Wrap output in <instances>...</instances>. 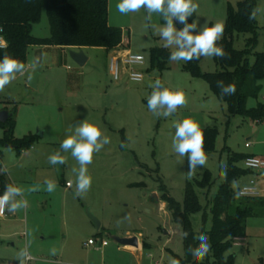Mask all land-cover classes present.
<instances>
[{
  "label": "rangeland",
  "instance_id": "1",
  "mask_svg": "<svg viewBox=\"0 0 264 264\" xmlns=\"http://www.w3.org/2000/svg\"><path fill=\"white\" fill-rule=\"evenodd\" d=\"M240 1L194 0L199 4L193 19L198 23L197 31L205 23L211 26L219 22L224 26L229 4L236 8ZM115 3L118 2H114L113 7ZM146 15L141 9L128 13L122 22L130 34L126 36L135 52L145 53L153 46L163 47L164 42L156 33L164 25V19L153 14L149 22L145 20ZM255 17L258 35L254 52L264 53V0L258 2ZM176 27L179 29L177 23ZM33 35L38 38L50 36L45 11L41 21L34 26ZM251 37V34L235 35L234 48L245 50ZM72 51L82 50L54 46L30 49L23 73H29L30 77L33 73L41 74L39 88H30L25 75L18 73L16 79L0 92V112L16 110L15 137L21 139L30 134L40 137L35 147L22 158L14 149L0 147L5 153L3 171L15 186L24 189V196L33 202L30 221H34L36 232L34 235L30 233L31 239L38 241L39 229L45 231L54 227L60 233L72 221L79 224L75 219L79 212L91 226H95L89 218L91 214L105 227L103 232L110 244L109 251L113 254L112 264H137L128 253L117 252L121 241L116 238L125 237L127 231L141 232L152 246V255L157 254L159 248L167 247L168 238L163 230L169 231L175 224L167 208L161 206L165 193L161 186L164 185L167 193L176 201L183 203L187 181L200 179L209 170L214 180L209 199L213 198L225 181L231 154L264 157V122L230 116L227 105L217 99L206 81L194 79L184 71L183 61H170L168 70L147 74L143 83L124 80L116 84L109 71V52L98 48L84 50L89 62L80 67L71 57ZM41 53L45 55L38 64L33 65L34 58L40 57ZM144 56L148 57L146 54ZM201 69L205 73L220 70L214 57H202ZM156 79L162 80L164 86L185 93L186 104L169 117L154 115L148 109L147 96L152 91L149 85ZM259 84L260 94L247 100L248 109L264 106V77ZM184 118H192L201 129L217 127L219 130L216 151L207 155L206 164L202 167L198 165L192 176L187 174V156L179 157L172 148L175 134L173 125ZM85 119L99 126L102 130L100 139L108 136L110 143L94 153L92 163L88 165L92 184L81 197L76 195L75 183L80 165L72 157L71 150L64 152L60 144ZM69 126L71 132L68 131ZM3 135L4 130L0 125V138ZM246 144L250 146L247 148ZM56 151L66 157L64 164L49 163L48 157ZM238 166L242 167L243 164L239 163ZM158 178L161 183L157 181ZM251 179L256 180V177L244 176L233 184V189L237 191ZM46 180L56 185L52 192L46 190ZM67 183L70 187L66 186ZM35 185H39V190L29 192L28 189ZM257 185L264 188V178ZM157 193L159 201L158 197L155 198ZM198 194L202 204L206 205L205 195L200 190ZM64 210L69 214L66 217L59 215ZM193 222L195 230L200 231L201 215L193 217ZM108 227L109 230L106 229ZM96 234V229L94 234L81 232L78 242L97 240ZM180 235L177 234L176 238L179 239ZM39 237L43 240V233ZM243 244L234 246L230 252L235 256V264H264V218L248 220ZM177 248L182 256L184 248L181 241ZM149 253L146 249L143 254L144 264L159 260L156 256L154 260L148 258ZM174 256L177 255L167 251L165 261L170 262L171 257L177 260ZM9 261L17 263L15 260Z\"/></svg>",
  "mask_w": 264,
  "mask_h": 264
},
{
  "label": "trees",
  "instance_id": "2",
  "mask_svg": "<svg viewBox=\"0 0 264 264\" xmlns=\"http://www.w3.org/2000/svg\"><path fill=\"white\" fill-rule=\"evenodd\" d=\"M260 0H242L234 8L228 6L227 20L224 25L222 40L217 42L223 47L226 56L214 57L220 68L215 73H205L201 69L202 57L185 63L183 69L194 79L206 81L217 99L226 104L230 116L250 118L258 123L264 122V106L248 109L247 100L257 98L261 86L259 81L264 77V53H255L257 46L258 25L255 17ZM46 12L50 36L38 38L33 35V29L41 21ZM109 0H0V29L7 41L8 47L0 51V59L7 53L26 65L30 49L35 47L54 46L64 49L98 48L107 52L123 47L124 33L120 28L111 27L108 22ZM194 14L189 18L192 23ZM183 25L178 24V28ZM237 34H251L247 40L246 49L238 51L234 48V38ZM170 50L164 47H153L148 52L150 67L148 74L157 71L163 73L169 69ZM218 81L225 85L234 84L235 93L221 95ZM10 113V118L4 124L0 123L4 135L0 138V147L12 146L17 155L31 150L38 142V135H27L21 139L15 137L16 110ZM204 133V150L206 155L216 151L219 135L217 127L202 129ZM3 151L0 150V195L7 184L12 182L3 173ZM249 155L231 154L225 175V181L213 198L209 194L214 185L213 175L206 170L200 179L187 181L184 190V201L179 203L169 193L165 192L162 201L171 214L173 223L182 232L184 256H176L179 264H235V256L230 254L236 240L247 235V222L252 218H264V196L258 198L240 197L233 184L250 174L239 167ZM161 183V179H157ZM205 195L207 203L203 205L198 191ZM201 215V229L195 230L193 217ZM187 236H184V233ZM203 234L210 246L203 260L193 256L190 249L196 248Z\"/></svg>",
  "mask_w": 264,
  "mask_h": 264
},
{
  "label": "clouds",
  "instance_id": "3",
  "mask_svg": "<svg viewBox=\"0 0 264 264\" xmlns=\"http://www.w3.org/2000/svg\"><path fill=\"white\" fill-rule=\"evenodd\" d=\"M199 4L194 0H120L116 5L117 11L122 15L139 12L143 9L146 12L145 20L151 21L153 14L161 16L165 23L157 30V35L164 42L163 47L173 49L170 52L169 60L185 63L192 60H198L201 57H220L224 58L226 53L223 47L218 46V41L222 38L224 26L222 23H214L208 26L205 23L197 31L198 23L193 21L189 23V18L197 12ZM176 23L183 25L177 29ZM147 26V25H146ZM6 47V44H0ZM35 57L33 65L38 64L44 56ZM25 64L7 53L0 59V92L16 79L18 73L23 74ZM152 89L151 94L147 96V106L154 115L164 117L171 116L179 107L186 104L185 93L179 89H171L164 86L160 79H156L149 85ZM217 86L221 90V95H231L235 93V85H225L223 81H218ZM175 134L172 140V148L179 157L188 158V176L195 174L197 166H204L207 162V155L204 150V133L200 125L192 118H184L174 123ZM68 131H72L69 126ZM102 130L94 123L85 119L75 127L72 134L67 135L60 144L64 152L71 150L72 157L80 165L76 177V195L86 194L91 187L92 178L88 172V165L92 163L93 155L98 152L104 144L110 143V138L104 136L101 140ZM50 164H64L66 157L61 156L56 151L48 157ZM48 192H52L56 185L46 180ZM39 190V185L32 186L29 192ZM24 189L13 184H7L5 191L0 195V215L7 208L10 212L22 209L26 201H16L15 198L21 195ZM187 236V233H184ZM197 239L200 241L196 248L190 249L193 256L198 260H203L210 250L207 244V238L201 234ZM21 264L27 257L23 252L20 254ZM170 264H179L175 259L170 260Z\"/></svg>",
  "mask_w": 264,
  "mask_h": 264
},
{
  "label": "crops",
  "instance_id": "4",
  "mask_svg": "<svg viewBox=\"0 0 264 264\" xmlns=\"http://www.w3.org/2000/svg\"><path fill=\"white\" fill-rule=\"evenodd\" d=\"M114 2L119 3L120 0H109L108 22L111 27L120 28L123 30L124 39H123L122 48L125 51H129L131 53L148 55L149 50L154 46L151 47L148 50V52L146 51L145 53H141L139 51L137 52L133 51L131 47V43H129V40L127 39L126 36L130 34L127 33L128 31L125 27L126 25H123L122 23L127 18L128 14L127 15L120 14L116 9V5L118 3H115L113 7ZM87 49L89 48H83L81 50L84 51ZM74 50H78V49H74ZM28 74L29 73L26 72L23 73V75H25L26 77V82H29L30 79L29 78L30 75ZM34 74L35 73H33V75ZM40 78H41V74L38 77L37 88H39ZM124 80L126 79H123L121 82L116 84L123 83ZM6 149H13V148H6ZM29 151L23 152L19 157L22 158ZM249 156L257 157L254 154H251ZM4 157H5V153L3 152L2 164L4 161ZM248 175H250V177H256L257 182H259L261 178H264L263 176L252 172H250V174ZM7 178L14 185L10 176L7 175ZM261 189L264 190V188L262 187ZM263 196L264 194L262 195V197ZM155 198L157 199V201H159L158 193L155 196ZM15 200L26 201V204L20 210H17L15 212L9 211L8 216L6 218L0 219V264H21V257H20L21 252H23L24 255L27 257L26 259H24L25 264H112L113 254L111 253V251H109L110 244L108 243V245L105 247L102 246V242L107 241L105 239L106 234H104L103 232L105 231V227H103V224L100 223L101 226L99 229L96 228V226H91L89 222L85 220L83 214L79 212L75 217V219L79 222V224H76L77 222L72 221L71 222L72 224H69L66 227V230H63L60 233L54 227L48 228L45 231L44 230L41 231V229H39L37 231L38 241H34V239L30 238V233L32 232V234L34 235V233L36 232V226H34V221L33 220L30 221L31 211L34 209L33 202L31 203L30 200L26 196H24L23 193L17 196ZM161 206L164 208L166 207V204L162 203ZM60 214H62L63 217L69 215L66 210L62 211V213H59V215ZM95 229L97 230V234H96L97 240L89 239V240H94L95 245H89L88 244L89 240L87 243H85L83 240L80 243L78 242V237L81 232L84 233L90 232L94 234ZM106 229L109 230L110 228L108 227ZM163 231H164L163 233L164 236L168 238L166 239L167 247L164 246L159 248L157 254L155 255L151 254L152 246L147 241L143 233L141 232L132 233L131 231H127L125 237L121 239L116 238L117 240L121 241L120 247L117 248V252L128 253L130 255V258L135 259L137 264H144L143 254L145 253L146 249H148L150 252L148 254V258L154 260L155 258L154 256L159 257L158 261L162 262L163 264H170V262L165 261L164 258V255H167V251L173 255H177L182 258L184 254L182 256L179 255L177 248V244L180 241L182 243L181 229L178 228L177 225L176 226L174 225L173 227H170L169 231L167 230H163ZM42 233H43V240H40L39 236H41ZM177 234H181L179 239L176 238ZM128 240L133 241V243H129V244L122 243L123 241H128ZM237 241L238 242L237 243L235 242L236 244H234V246L237 247L244 246L245 244H243V242L246 241V237L238 239ZM174 257L176 258V256ZM172 258L173 257H171V259ZM9 260H15L17 263H13Z\"/></svg>",
  "mask_w": 264,
  "mask_h": 264
},
{
  "label": "built area",
  "instance_id": "5",
  "mask_svg": "<svg viewBox=\"0 0 264 264\" xmlns=\"http://www.w3.org/2000/svg\"><path fill=\"white\" fill-rule=\"evenodd\" d=\"M3 29H0V44H6V47L0 46V51L7 49L8 44L3 34ZM150 67L149 58L143 54H135L125 51L122 46L115 48L109 52V71L116 83L126 79L133 83H143L145 81L147 71ZM250 145L246 144L248 148ZM243 169L261 175L264 177V158L250 156L243 161ZM70 187V184H66ZM238 194L243 198H258L262 197L264 190H262L255 179H251L246 185L240 187ZM8 209L0 215V219L8 216ZM237 241V240H236ZM89 245H95L94 240H89ZM108 242L103 241L102 246H107ZM153 264H163L162 262H154Z\"/></svg>",
  "mask_w": 264,
  "mask_h": 264
},
{
  "label": "water",
  "instance_id": "6",
  "mask_svg": "<svg viewBox=\"0 0 264 264\" xmlns=\"http://www.w3.org/2000/svg\"><path fill=\"white\" fill-rule=\"evenodd\" d=\"M179 24V23H177ZM71 57L73 58V60L80 66V67H84L87 62H88V58L85 56L83 51L80 52H71ZM38 74H34L30 77L29 82H28V86L32 89H37V81H38ZM10 118V113L7 111H3L0 112V123L4 124L8 121V119ZM6 148H12V146H7ZM89 218L94 222L96 228H100L101 224L100 222L91 214H89ZM135 241V240H134ZM122 243L124 244H129V243H133V241H123ZM135 243V242H134Z\"/></svg>",
  "mask_w": 264,
  "mask_h": 264
}]
</instances>
